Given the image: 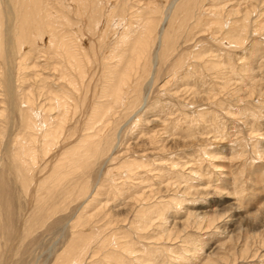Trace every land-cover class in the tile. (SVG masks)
Returning a JSON list of instances; mask_svg holds the SVG:
<instances>
[{
	"label": "rangeland",
	"instance_id": "374dc122",
	"mask_svg": "<svg viewBox=\"0 0 264 264\" xmlns=\"http://www.w3.org/2000/svg\"><path fill=\"white\" fill-rule=\"evenodd\" d=\"M58 1L45 0L55 14ZM125 1V14L141 12L157 21L163 44L156 37L154 77L145 75L132 104L115 105L104 117L98 145L79 139L84 114L78 113L75 132L65 139L69 146L61 149L62 159L44 165L31 205L20 184L11 183L15 165L8 151L26 133L18 113L23 97L35 90L41 101L50 87L58 88L57 60L41 48L44 41L29 55L21 56L28 46L22 48L11 64V93L6 57L0 58V264H54L92 231L85 264H264V0ZM108 2L106 13L122 9L120 1ZM63 3L75 7L74 1ZM200 11L215 28L197 24ZM246 13V36L239 42L238 31L224 35L215 22L243 27ZM77 14L76 25L83 27ZM82 33L83 46L93 49L95 37ZM166 45L173 48L167 54ZM95 48L100 57L104 49ZM90 71L82 104L101 83L98 60ZM124 160L143 164L127 180L125 174L112 180ZM149 210L143 221L140 211ZM105 235H113L116 248L109 241L108 251L119 250L110 253L112 262L102 256Z\"/></svg>",
	"mask_w": 264,
	"mask_h": 264
},
{
	"label": "bare ground",
	"instance_id": "6f19581e",
	"mask_svg": "<svg viewBox=\"0 0 264 264\" xmlns=\"http://www.w3.org/2000/svg\"><path fill=\"white\" fill-rule=\"evenodd\" d=\"M63 1L59 0L57 2L60 9L55 14L45 0H0V58L6 57L9 91L12 93V88L16 87V84L13 85L16 80L13 71H11V68H13L11 64L13 66V60L16 61L15 55L19 53L21 55L25 51V49L22 50L25 46H28V50L21 56L29 55V52L34 49L32 46L36 42L41 43L44 41L41 48L56 57L57 60L54 69L55 77L59 82L58 88L50 87L47 96H44L41 101L39 99L37 101V98L33 97L35 90L23 97L24 105L18 108V113L25 126L26 133L17 135L13 143V149L8 151L11 161L15 165L9 168L11 172L9 173L13 175L11 176V183L13 182V187L15 188H19L17 186L20 184V190L29 195L28 204L35 202L37 199V192L42 184L44 165L51 160L53 161V159L55 161L62 159L61 149L66 145L69 146V143L65 144V139L70 131L73 130L72 132H75L74 125L76 124L78 113L84 114L83 116L81 115L83 123L78 129L80 130L79 139L86 141L85 143L88 144V147L98 145L97 138L104 136L102 134L104 117L114 110L115 105L128 106L135 101L134 97L145 75H147V79H153V73H155L154 60L157 57V53L154 54V59H151V55H153L151 51L158 38L163 44V37H157V21L153 16H144L141 12L138 15H134L133 11L131 12L132 14L128 12L125 14V11L129 10L128 1L117 0L120 1L119 5L122 6V9L111 10L109 13L105 11L107 8H105V5L110 2L108 0H71L75 2L73 9H69V7L64 5ZM62 5L65 8L64 12ZM76 12L80 17L79 20L82 21L83 27L76 25ZM3 16L5 21L2 20ZM102 17H105L103 30L98 28ZM52 18H58L57 21L54 19L55 24H53ZM195 18L199 20L197 24L198 22L201 25L209 24L204 11L195 14ZM121 20L123 22L120 29L113 27ZM215 22H219L218 26L222 29L224 35L225 33L238 31L240 39L236 38V41L239 42L242 37L246 36V33L241 32V30L249 22V17L248 13L244 15L243 27L239 26L240 24L235 21L234 23L222 22L221 20H216ZM119 24L121 23H117V25ZM215 25V23H212L214 28ZM212 26L208 25L209 28ZM82 32L89 33L88 37L90 38L95 37L93 49L83 46L81 43ZM110 33L114 34L109 35ZM96 45L104 49L100 57L99 53L102 50L99 49L98 52V48H95ZM166 46L165 53L167 54L173 48H171L172 45ZM25 59L27 57H24L23 60ZM93 60H98L100 63L99 74L102 76L100 79L101 83L96 94H92L88 101L82 104L80 102L82 94L90 88L89 81L92 74L90 70L93 66ZM15 61L14 66H19V69L25 67L23 62L18 61L16 64ZM180 64L181 61L175 63L174 68ZM212 65V62L205 64L208 67ZM45 91H42V93ZM2 135L4 136L5 133ZM7 143L9 144V142ZM82 144L85 145L84 143ZM142 164L140 161L124 160L118 169V173L113 174L112 180H115L116 175L124 176V174L127 180L132 175L130 173L137 167L142 166ZM144 201L142 203L147 205L148 203H146L145 199ZM104 210L106 209L104 208ZM100 211L98 210L99 214L102 213ZM150 211H140L139 216L143 220L144 215L150 214ZM141 219L137 225L135 223L136 228L142 224ZM215 221H210V223ZM111 227L114 228L116 226L112 225ZM18 233L19 231L16 230L15 238H17ZM95 236L94 231L89 232L86 238L78 241V243L75 242V245L71 246L66 258H59L54 264H85V254L91 242L94 241ZM112 236L105 235L103 240H100L101 244L106 247V243L110 241V244H108L110 248L116 249L111 244ZM115 243L117 246L120 244V242ZM117 251L119 250L108 251V247H106L102 256L107 262H112L114 260L110 253Z\"/></svg>",
	"mask_w": 264,
	"mask_h": 264
}]
</instances>
